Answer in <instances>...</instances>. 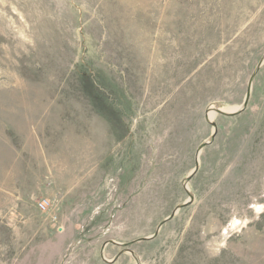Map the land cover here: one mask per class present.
I'll return each mask as SVG.
<instances>
[{
    "label": "rangeland",
    "instance_id": "1",
    "mask_svg": "<svg viewBox=\"0 0 264 264\" xmlns=\"http://www.w3.org/2000/svg\"><path fill=\"white\" fill-rule=\"evenodd\" d=\"M0 264H264V0H0Z\"/></svg>",
    "mask_w": 264,
    "mask_h": 264
},
{
    "label": "water",
    "instance_id": "2",
    "mask_svg": "<svg viewBox=\"0 0 264 264\" xmlns=\"http://www.w3.org/2000/svg\"><path fill=\"white\" fill-rule=\"evenodd\" d=\"M248 101H249V94H248V96H247V99H246L245 104L243 105V107L240 108V109H239L238 111H236V112H232L230 115H235V114H237L239 111H242V110L247 106ZM217 112H222V111H217ZM193 174H194V173H193ZM193 174H192V175H193Z\"/></svg>",
    "mask_w": 264,
    "mask_h": 264
},
{
    "label": "built area",
    "instance_id": "3",
    "mask_svg": "<svg viewBox=\"0 0 264 264\" xmlns=\"http://www.w3.org/2000/svg\"><path fill=\"white\" fill-rule=\"evenodd\" d=\"M49 205H50V203H49L48 201H42V202L40 203V207H41V209H43V210H47V209L49 208Z\"/></svg>",
    "mask_w": 264,
    "mask_h": 264
},
{
    "label": "bare ground",
    "instance_id": "4",
    "mask_svg": "<svg viewBox=\"0 0 264 264\" xmlns=\"http://www.w3.org/2000/svg\"><path fill=\"white\" fill-rule=\"evenodd\" d=\"M238 109H240V108H237V110H238ZM221 111H222V112H225V113L228 114V113H231V112H235L236 110H235V109H226V108H225V109H222Z\"/></svg>",
    "mask_w": 264,
    "mask_h": 264
}]
</instances>
